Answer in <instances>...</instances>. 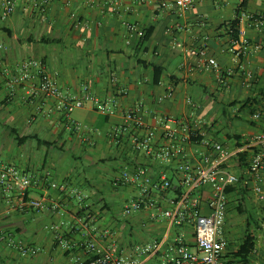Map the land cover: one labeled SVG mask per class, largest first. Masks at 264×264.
I'll return each instance as SVG.
<instances>
[{
	"label": "crops",
	"instance_id": "obj_1",
	"mask_svg": "<svg viewBox=\"0 0 264 264\" xmlns=\"http://www.w3.org/2000/svg\"><path fill=\"white\" fill-rule=\"evenodd\" d=\"M14 1L11 15L6 19L0 15V173L12 166L34 176L26 199L43 200L46 206L39 211L19 210L18 197H7L0 188V234L38 249L35 256L21 262L7 252L20 255L14 247L0 242V264L87 261L89 257L79 249H62L45 229L60 222H64L67 240L81 243L94 238L102 248L111 243L103 235L109 231L126 255H134L136 246L154 244L167 235L159 252L141 258L140 263L169 264L173 240L182 231L189 235L191 223L170 226L161 213L166 202L160 203V209L125 215L124 203L138 198V191L114 187L115 177L111 176L105 185L97 177L95 180L91 171L99 174L102 166L112 163L121 171L142 164L154 176L166 173L177 185L179 159L154 164L131 150L130 135L143 131L123 130L124 113L130 109L141 111L147 125L153 124L156 116L184 118L200 132L202 140L229 149L238 146L247 152L248 162L256 153L264 155V142L255 140L264 134V33L249 27L245 18L264 15V0H194L188 12L161 8V0H118L117 11L113 5L117 0ZM236 18L245 35L233 42L224 27ZM124 22L137 30L129 35ZM256 44L262 48L256 50ZM209 59H214L218 68L210 66ZM28 60L41 62L63 94L82 97L89 92L99 103L113 107L115 114H101L94 101L68 113L60 107L58 97L32 90L38 78L11 86L19 66ZM221 74L228 77L225 85L219 82ZM113 76L117 82L112 81ZM120 89L126 94L121 95ZM170 91L172 98H164ZM74 124L81 128L75 129ZM235 124L240 132H224ZM194 150L188 147L193 161L198 157ZM65 154L80 161L79 167L83 162L89 172L67 167ZM43 169H49L51 180L66 184L67 190L50 189L41 179ZM106 171H110L108 167ZM243 171L239 166L235 170L246 178ZM71 189L87 198L79 202L69 194ZM248 189L244 202L250 203L254 212L246 225L242 223L239 236L231 231L239 226L234 222L238 191L227 194L225 264H240L234 253L247 229L255 236V248L246 264H261L264 257V201L257 200L250 186ZM55 203L60 205L59 212L51 209ZM84 214L94 216L92 227L76 224L75 218ZM119 214L126 218L120 221Z\"/></svg>",
	"mask_w": 264,
	"mask_h": 264
},
{
	"label": "built area",
	"instance_id": "obj_2",
	"mask_svg": "<svg viewBox=\"0 0 264 264\" xmlns=\"http://www.w3.org/2000/svg\"><path fill=\"white\" fill-rule=\"evenodd\" d=\"M49 1V0H48ZM194 0H161V8L176 9L180 12H188L193 7ZM114 11L120 9L117 1L113 3ZM116 6V7H115ZM14 0H0V15L2 19L8 18L14 11ZM249 27H253L264 33V15H245ZM129 35H132L137 27L129 22H124ZM245 35L240 32L239 36ZM246 41V40H245ZM244 41V42H245ZM0 48L2 46L0 45ZM262 48L256 44L255 49ZM209 65L218 68L214 59L208 60ZM3 70L0 61V73ZM38 78L37 85L32 87L35 92L41 91L46 95L56 96L60 100V107L66 112H72L82 108L87 101L98 103V110L105 116L115 114V109L107 103H99L89 92L82 97L63 94L57 80L50 75L41 62L28 60L19 66L18 76L11 81V86L26 82L28 79ZM113 82H117L115 76ZM221 84L228 83V77L219 76ZM121 95L126 94L125 89H120ZM173 92H168L164 98H172ZM188 104L193 105L191 99ZM259 117V114L256 115ZM125 127L138 129L143 132H134L130 135L131 150L135 154H142L154 164H169L179 159L176 167L178 180L175 186L169 176L161 172L152 175L147 165L125 166L121 174L114 178V187H132L138 191V198L127 200L124 205L125 215L140 212L147 209H160V203L166 202L167 207L161 210L170 226L183 227L191 223L192 230L180 232L170 246L173 252L169 257V264H225L224 254L228 241L225 235V223L228 210V198L226 189L240 183L239 175L229 169L230 164L238 166V154L243 152L240 147L229 149L227 146L209 140H202L200 132L184 118H171L168 116H156L151 125H147L141 111L127 110L124 113ZM75 129H80L79 124H74ZM258 142H264V134L255 137ZM188 147L195 148L194 154H198L195 160L190 159ZM200 147L202 150H200ZM246 178L242 186L251 188L257 200L264 201V155L256 153L251 156L248 167L243 171ZM52 173L49 169H43L41 179L48 184L50 189L60 192L67 190L64 183L51 180ZM34 176L27 175L15 167H5L0 173V188L7 197L16 195L19 199V210L29 208L39 211L46 206V202L39 199H26L29 188L33 185ZM173 192V197H167V193ZM69 194L79 202L87 198L76 189H71ZM60 205L52 204L51 209L59 210ZM94 216L84 214L75 218L76 224L89 228L92 227ZM64 222L52 223L45 229L52 233L54 240L64 250L79 249L89 259L78 261L75 264H141V258H148L161 249L166 237L154 244L136 246L134 255H126L116 244L115 237L109 231L103 235L110 238L109 246L102 248L96 239L89 238L81 243L72 242L64 237L62 226ZM0 242L14 247L22 257L35 256L38 249L29 245L22 239L14 240L11 235L0 234ZM264 264V257L262 263Z\"/></svg>",
	"mask_w": 264,
	"mask_h": 264
},
{
	"label": "trees",
	"instance_id": "obj_3",
	"mask_svg": "<svg viewBox=\"0 0 264 264\" xmlns=\"http://www.w3.org/2000/svg\"><path fill=\"white\" fill-rule=\"evenodd\" d=\"M240 20L236 18L235 20H232L228 24H225L224 29L228 31L231 39L233 42L237 41L239 39V33H240ZM155 72H159L158 68H155ZM238 138V137H237ZM231 139V138H230ZM238 166L240 169H246L248 167V157L247 152H241L238 154ZM243 175L239 176L240 182L243 181ZM248 187L243 188L242 186H229L226 189L227 194H232L235 191L238 195V202L236 204V210L238 214H244L245 208H244V201H245V194L248 192ZM180 228V226H177ZM255 248V236L249 232V229L246 230L241 243L238 246L237 251L234 253V257L240 260V264H246L247 259L250 257V255L254 252Z\"/></svg>",
	"mask_w": 264,
	"mask_h": 264
},
{
	"label": "rangeland",
	"instance_id": "obj_4",
	"mask_svg": "<svg viewBox=\"0 0 264 264\" xmlns=\"http://www.w3.org/2000/svg\"><path fill=\"white\" fill-rule=\"evenodd\" d=\"M237 124H235L233 127H230V126H228V127H226L225 129H224V132L225 133H229V134H231V133H235V132H238L239 131V128L237 127ZM240 132V131H239ZM65 156L66 157H64L63 158V162L65 163V165H67V167H71V168H76V170L77 171H79V169H80V167L82 168V170H87V168H86V166H85V164L82 162L81 163V165H80V167H79V162L80 161H76L74 158H73V156H70V155H68V154H65ZM233 166V165H232ZM230 167L231 168V170H233V171H235L236 169H237V166H233V167ZM107 167H108V169L110 170V171H106V169H107ZM234 168V169H233ZM88 171V170H87ZM116 171V172H115ZM89 172V171H88ZM95 172V171H94ZM93 171H91V173L93 174V175H95V180H96V177H97V180L98 181H102L105 185H108L109 184V179H110V176L113 178V177H117L118 175H120L121 174V169L120 168H118V170H117V166H115V164L114 163H112L110 166L109 165H105V166H102V171H100V173L98 174L97 172H95L94 173ZM97 174V175H96ZM236 186H241L240 184H238V185H236ZM119 189L120 190H123V188L122 187H119ZM86 191H88V189H85ZM174 196V193H172L171 194V197H173ZM237 202H238V199L236 200V204H237ZM126 203V202H125ZM125 203H124V205H125ZM244 208H245V212H244V214H238V212H237V210H236V207L234 208L235 209V212H234V216H235V220H234V222L235 223H237L239 226H237V227H232L231 229V231H232V233L234 232V234H235V236H239L241 233V231H240V227H241V225H242V223H243V225H246V222L247 221H249V219H251V217H250V213H252L253 214V212H254V207L253 208H251L250 207V203H247V204H245V202H244ZM251 214V215H252ZM118 219L120 220V221H123L126 217L125 216H123V215H121V214H119L118 216ZM259 221V220H258ZM261 223H262V221H261ZM234 226V225H233ZM243 227V226H242ZM240 228V229H239ZM7 252L10 254V255H12L15 259H16V261H26L27 260V258L28 257H21L20 255H18L15 251H12V250H9V249H7Z\"/></svg>",
	"mask_w": 264,
	"mask_h": 264
}]
</instances>
